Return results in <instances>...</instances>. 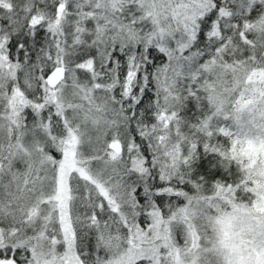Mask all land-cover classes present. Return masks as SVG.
Returning a JSON list of instances; mask_svg holds the SVG:
<instances>
[{
    "label": "snow or ice",
    "instance_id": "1",
    "mask_svg": "<svg viewBox=\"0 0 264 264\" xmlns=\"http://www.w3.org/2000/svg\"><path fill=\"white\" fill-rule=\"evenodd\" d=\"M0 264H264V0H0Z\"/></svg>",
    "mask_w": 264,
    "mask_h": 264
}]
</instances>
